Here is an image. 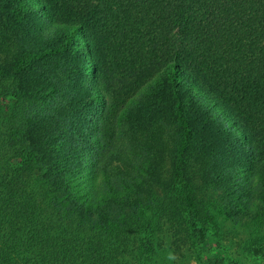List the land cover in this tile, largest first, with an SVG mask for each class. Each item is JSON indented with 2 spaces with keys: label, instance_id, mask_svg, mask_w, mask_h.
<instances>
[{
  "label": "trees",
  "instance_id": "16d2710c",
  "mask_svg": "<svg viewBox=\"0 0 264 264\" xmlns=\"http://www.w3.org/2000/svg\"><path fill=\"white\" fill-rule=\"evenodd\" d=\"M0 27L38 40L0 65V264H173L166 236L237 264L187 168L220 159L264 225V0H0Z\"/></svg>",
  "mask_w": 264,
  "mask_h": 264
},
{
  "label": "rangeland",
  "instance_id": "374dc122",
  "mask_svg": "<svg viewBox=\"0 0 264 264\" xmlns=\"http://www.w3.org/2000/svg\"><path fill=\"white\" fill-rule=\"evenodd\" d=\"M36 43H38V40H36L32 30L0 27V65H4L25 46L31 44L34 47ZM58 61L60 64L64 63L65 58L61 56L48 58L46 62L38 66L36 72L44 74L53 71L59 74L60 77L67 78L65 72L54 68L53 65H56ZM46 97H51V94H43V96H37V98H34L35 100L33 99L35 111L37 108L40 112V109L42 111V108L47 105L48 100ZM172 130V128L163 126L153 132L152 130L149 131V136L145 135L149 138L153 135L159 136V142L164 147L162 148L161 167L157 172L159 176L157 185L160 188L169 176L167 149L173 146L170 135ZM218 161L216 162L210 155L194 154L190 156L187 168L188 179L193 185L199 200L207 205L215 215L221 228V241L231 258L237 264H264V256L261 258L255 257L249 250L261 239L264 242V225L257 226L253 223V217H251L254 214L245 216L236 208L233 203L236 191L233 189V185L228 183L230 181L220 177L219 169L216 167ZM162 243L164 246L171 247L174 253L173 264H201L197 260L195 250L188 247L182 236L171 239L166 236V238H163Z\"/></svg>",
  "mask_w": 264,
  "mask_h": 264
}]
</instances>
